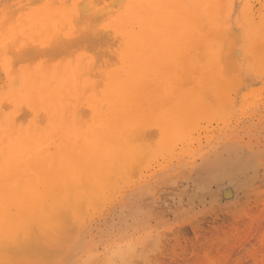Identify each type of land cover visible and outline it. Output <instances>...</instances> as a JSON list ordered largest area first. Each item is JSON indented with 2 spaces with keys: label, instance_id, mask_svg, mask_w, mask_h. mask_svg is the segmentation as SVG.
<instances>
[{
  "label": "bare ground",
  "instance_id": "1",
  "mask_svg": "<svg viewBox=\"0 0 264 264\" xmlns=\"http://www.w3.org/2000/svg\"><path fill=\"white\" fill-rule=\"evenodd\" d=\"M261 46L264 0H0V264H73L88 212L177 158Z\"/></svg>",
  "mask_w": 264,
  "mask_h": 264
},
{
  "label": "rangeland",
  "instance_id": "2",
  "mask_svg": "<svg viewBox=\"0 0 264 264\" xmlns=\"http://www.w3.org/2000/svg\"><path fill=\"white\" fill-rule=\"evenodd\" d=\"M260 49L245 52L227 70L234 72L213 80L230 87L228 105L201 118L177 158L146 161L131 178L138 185L128 181L88 212L81 241L71 250L73 264L90 254L83 264H264V46ZM110 65L106 70L117 64ZM238 73L245 86L234 90L231 80ZM184 79L200 83L193 75Z\"/></svg>",
  "mask_w": 264,
  "mask_h": 264
}]
</instances>
